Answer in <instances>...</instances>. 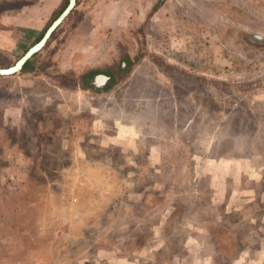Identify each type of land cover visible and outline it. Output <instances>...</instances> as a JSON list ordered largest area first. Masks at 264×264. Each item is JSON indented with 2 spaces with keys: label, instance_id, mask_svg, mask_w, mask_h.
Instances as JSON below:
<instances>
[{
  "label": "rangeland",
  "instance_id": "obj_1",
  "mask_svg": "<svg viewBox=\"0 0 264 264\" xmlns=\"http://www.w3.org/2000/svg\"><path fill=\"white\" fill-rule=\"evenodd\" d=\"M68 3L0 11V68ZM0 264H264V0H78L0 77Z\"/></svg>",
  "mask_w": 264,
  "mask_h": 264
},
{
  "label": "water",
  "instance_id": "obj_2",
  "mask_svg": "<svg viewBox=\"0 0 264 264\" xmlns=\"http://www.w3.org/2000/svg\"><path fill=\"white\" fill-rule=\"evenodd\" d=\"M78 0H69L68 6L62 12V14L53 22V24L46 31L43 38L36 43L13 67L8 69L0 68V77H10L18 73H21L26 64L43 48L47 45L48 41L51 39L54 32L61 26V24L70 16L77 5ZM105 78L98 77L97 80Z\"/></svg>",
  "mask_w": 264,
  "mask_h": 264
},
{
  "label": "flooded vegetation",
  "instance_id": "obj_3",
  "mask_svg": "<svg viewBox=\"0 0 264 264\" xmlns=\"http://www.w3.org/2000/svg\"><path fill=\"white\" fill-rule=\"evenodd\" d=\"M90 72L83 76L85 78L84 80L82 79V82L83 86L88 85L91 90L105 91L111 85L113 79H115V76L109 71H99V73L93 77L89 76ZM98 77H103L105 80H97Z\"/></svg>",
  "mask_w": 264,
  "mask_h": 264
},
{
  "label": "trees",
  "instance_id": "obj_4",
  "mask_svg": "<svg viewBox=\"0 0 264 264\" xmlns=\"http://www.w3.org/2000/svg\"><path fill=\"white\" fill-rule=\"evenodd\" d=\"M31 65V60L26 64V66L23 68L22 72H27L29 71V67ZM99 71H91L90 72V77H93L95 76L96 74H98ZM85 77H83V80H84ZM116 84V80L113 79V82L111 83V85L107 88V90H110L114 85ZM85 89H90L88 85H84L83 86Z\"/></svg>",
  "mask_w": 264,
  "mask_h": 264
},
{
  "label": "crops",
  "instance_id": "obj_5",
  "mask_svg": "<svg viewBox=\"0 0 264 264\" xmlns=\"http://www.w3.org/2000/svg\"><path fill=\"white\" fill-rule=\"evenodd\" d=\"M12 4V0H0V11H6L9 10Z\"/></svg>",
  "mask_w": 264,
  "mask_h": 264
}]
</instances>
